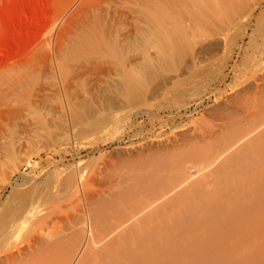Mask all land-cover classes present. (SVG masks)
<instances>
[{
	"label": "rangeland",
	"instance_id": "1",
	"mask_svg": "<svg viewBox=\"0 0 264 264\" xmlns=\"http://www.w3.org/2000/svg\"><path fill=\"white\" fill-rule=\"evenodd\" d=\"M158 1L0 0V264L36 262L61 221L85 216L91 171L112 179L121 160L218 122L242 89L264 87V0H236L241 22L217 1L162 0V15ZM49 197L76 214L62 208L58 230L38 220ZM20 209L39 218L3 225Z\"/></svg>",
	"mask_w": 264,
	"mask_h": 264
},
{
	"label": "bare ground",
	"instance_id": "2",
	"mask_svg": "<svg viewBox=\"0 0 264 264\" xmlns=\"http://www.w3.org/2000/svg\"><path fill=\"white\" fill-rule=\"evenodd\" d=\"M205 1L232 7L233 15L227 10L228 16L239 22L248 18L239 12L236 0ZM166 8L159 9L160 15ZM175 29V42L184 39ZM261 76L256 80L264 81ZM242 90L249 96L234 98L239 99L237 105L228 104L230 110L218 122L191 134L171 133L172 138L157 140L156 148L141 146L145 152L141 148L137 157L119 160L124 171L117 169L112 179L110 169L105 180L101 177L106 170L101 171L103 176L99 170L91 171V183L86 181L83 188L88 201L85 216L70 223L68 214L70 224L63 218L60 230L56 227L60 221L56 226L50 222L64 217L62 210L68 206L60 207L51 197L41 218L37 207L7 214L6 227L18 224L26 213L27 218L38 217L44 226L50 223L58 230L43 245V256L28 264H264V87ZM64 182L71 188L74 178ZM72 207L66 212H74L70 217L76 215Z\"/></svg>",
	"mask_w": 264,
	"mask_h": 264
}]
</instances>
